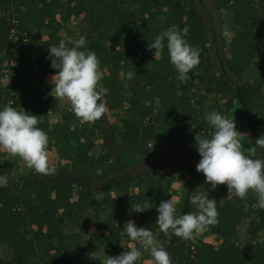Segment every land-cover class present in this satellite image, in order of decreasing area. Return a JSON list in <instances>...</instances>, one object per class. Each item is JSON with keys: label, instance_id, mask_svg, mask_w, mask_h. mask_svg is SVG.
<instances>
[{"label": "trees", "instance_id": "obj_1", "mask_svg": "<svg viewBox=\"0 0 264 264\" xmlns=\"http://www.w3.org/2000/svg\"><path fill=\"white\" fill-rule=\"evenodd\" d=\"M212 1L220 18L226 12L231 14L235 33L229 44L223 38L219 44L215 29L213 36L209 34L206 19L198 6L192 4L186 8L183 0H94L91 5L87 0H0V14L9 15L14 22L8 29L5 17L0 22V45L6 42L12 30H16L14 36H18V57L15 58L16 65L12 66L14 73L8 85V102L18 110L38 116L37 126L47 133L48 147L56 146L59 155L72 162L71 167L55 168V173L49 175L37 174L28 168L19 180L7 177L0 164V175L9 181L7 187H0V245L6 239L15 242L11 260L0 259V264H101L97 257L76 252L73 245L76 229L84 232L89 226L87 218L79 220L73 215L70 204L75 185L83 187L82 202L95 211L94 219L101 220L103 215L102 226L107 232L105 242L110 248V256L128 249L129 246H121L123 239L132 242L124 226L130 216H135L138 227L151 228L157 239L164 240L163 247L169 252L172 264H264V246L257 244L242 251L237 245L238 227L252 213L255 217L249 223V237L254 239L264 231V209L254 206L256 195L250 191L244 200L234 195L227 198V185L212 189L197 169L180 215L194 210L189 201L191 192L198 188L201 192L208 191L209 198L217 201V222L210 225L222 241L218 247L202 240H185L171 232H160L156 225L158 212L148 206V200L142 194L106 196L96 205L92 200L93 193H109L117 181L108 179L99 185L94 183L92 169L95 162L90 155L93 142L86 139L88 136L79 126L80 120L71 111L59 112L61 120L50 125L49 114L55 109L34 77L35 61L49 54L61 22L84 15L85 27L81 35L87 38L88 50L91 42L97 46L107 91L104 104L110 110L127 104V117L122 121L126 133L124 141L119 139L106 112L94 122V128L102 134L103 149L113 157L112 171L121 173L120 161L125 153L146 154L152 150L145 148L155 139L151 124L155 107L151 100H158L164 109L191 107L188 93L194 71L189 73L187 81L177 78V71L169 62L166 40L162 54L156 60L154 50L148 48L149 43L170 26H188L186 39L190 45L204 49L210 42L214 47L220 76L230 81V91L243 110L255 144L261 136V126H264V114L261 113L260 119L255 114L256 101L264 98V0ZM56 14L61 15V22L54 18ZM100 18L103 22L97 26ZM42 32L46 33L47 39L43 38ZM226 47L228 56L224 54ZM254 64L258 76L251 83L243 82L244 75ZM129 73H132L131 78ZM231 76L238 81L231 80ZM128 85L129 97L126 96ZM204 125L206 131H213L206 120ZM201 136L209 134L206 132ZM180 143L193 148L190 155L193 159H201L195 136L186 134ZM108 156L104 155L105 158ZM128 179L133 181L134 177ZM137 204L149 209L136 213Z\"/></svg>", "mask_w": 264, "mask_h": 264}, {"label": "rangeland", "instance_id": "obj_2", "mask_svg": "<svg viewBox=\"0 0 264 264\" xmlns=\"http://www.w3.org/2000/svg\"><path fill=\"white\" fill-rule=\"evenodd\" d=\"M94 0H87L91 5ZM184 6L189 8L192 4H196L202 14L204 15L209 34L213 36V29L217 33L219 44L221 38L226 40L229 44L235 33V25L233 24L230 12L224 13L221 18L216 10L212 0H183ZM1 13V10H0ZM5 17V27L8 29L13 26L9 15L0 14V22ZM54 18L61 22V15L56 14ZM84 15L73 16L68 22H61V26L55 34V39L52 46H58L59 42L63 39L65 41L71 39L76 40L81 35L85 23L83 22ZM103 18L97 22V26L102 24ZM16 30H12V34L7 38L6 42L0 45V108L5 105H11L8 102V85L11 83L13 77L12 66L16 65L15 58L18 57V47L16 45L18 36ZM227 33V35H225ZM43 38L47 39L46 33L42 32ZM218 44V45H219ZM207 43L204 49H200L199 65L193 70L194 79L189 84V97L191 99V107L179 109H164L161 108L158 100H151L155 110L151 117V124L153 125L152 132L155 135L153 141V148L146 154L129 152L123 155L120 161L123 171L118 173L112 171L113 157L108 156L107 151L103 149L102 134L94 128V122L81 123L82 131L88 136L90 142L94 146L90 151V155L94 157V169L92 174L95 176L94 183L99 185L103 181L111 179L117 181L116 187L109 193L95 192L92 195V200L97 203L106 196L119 197L125 193L129 194H142L148 201L147 204L151 209H156L161 201L168 200L171 195L178 198L177 200V215H180L183 202L187 191L189 190L195 176L196 166L200 159H193L190 155L193 151L191 146H184L180 143L186 134L203 135L211 131H206L204 125L205 115L212 111L220 112L227 118L236 121L237 129L243 134L240 137L242 151L245 155H250L249 149L254 145V137L250 134L246 118L241 106L233 93L230 91L231 83L226 79H222L219 73V61L215 54L214 47ZM71 46V45H69ZM195 47V46H194ZM90 51L94 52L99 58L97 46L94 42L90 44ZM50 54V53H49ZM45 54L39 61H35L34 77L45 93V97L51 100L54 106V112L49 114V121L52 124L61 120L59 112L71 111V107L67 102H62L60 98H55L52 93L51 77L56 72L51 67V62ZM224 54L229 55L227 47L224 49ZM50 71L46 73L45 71ZM102 79L98 83L99 90L103 102L106 101L105 84H104V71ZM258 76L257 66L252 65L242 81L251 83ZM231 80L238 81L235 77L231 76ZM126 96H130L129 85L126 86ZM264 93V91H263ZM264 98L256 101L255 114L258 119L261 113L264 114ZM56 107V108H55ZM127 104L124 107L110 110L106 107V113L110 124L114 127L119 139L124 141L126 137L123 128V119L127 117ZM86 125V126H85ZM203 129V130H202ZM260 134H264V126H261ZM107 155L108 158H105ZM49 165L54 168L63 166H72V162L68 159L61 157L58 153L57 147L49 148ZM253 158L264 159V149H258ZM180 159V160H178ZM0 164L9 178L21 179L25 174L28 167L26 163L19 156H12L6 151H0ZM134 177L133 181L128 178ZM84 196V189L82 186L75 185L73 190V198L70 206L73 208V215L75 218L88 219L89 226L83 231L76 229L74 235L75 240L73 245L76 252H81L87 256H94L101 260L106 255L110 256V248L105 242L107 232L104 231L102 226L103 215L101 220L94 219L95 211L88 209L82 202ZM255 217V213L243 220L238 227V240L237 245L242 251L260 244L264 246V231H260L254 239L248 235V227L250 221ZM135 216H130L127 220H135ZM202 240L208 244L218 247L221 244L219 236L213 233L211 225H207L204 229L194 234L193 238L188 240ZM163 246L164 240L158 239ZM15 242L11 239H6L3 245H0V259L11 260V250ZM135 247L133 242H128L126 239L122 240L121 246L126 247L129 245ZM12 264H26L20 262H13ZM137 264H152V257L150 251L143 249V255Z\"/></svg>", "mask_w": 264, "mask_h": 264}, {"label": "clouds", "instance_id": "obj_3", "mask_svg": "<svg viewBox=\"0 0 264 264\" xmlns=\"http://www.w3.org/2000/svg\"><path fill=\"white\" fill-rule=\"evenodd\" d=\"M188 33V26L180 28L172 25L148 45L149 50H154L156 60L161 56L164 42L167 41L169 62L175 67L177 78L182 82L190 78L189 73L200 62V49L188 43ZM86 43L84 35L76 40L62 39L58 46L49 48L47 59L56 70L51 77V94L67 102L81 123H92L104 116L106 106L101 99V90L98 89L103 76L100 62L96 54L87 49ZM128 75L131 78L132 73ZM28 113L11 105L0 108V151L19 156L37 174H54L56 169L49 165V137L37 126L38 116ZM204 118L213 131L207 137L195 135L197 151L201 157L196 166L197 171L204 174L206 183L212 189L227 185V198L234 195L244 200L250 191L253 192L257 198L254 206L264 209V159L253 158L258 149H264V134L248 150L250 155H245L240 142L243 134L237 129L235 120L216 111L207 113ZM49 123L51 125L53 121ZM145 148L152 149L153 144H146ZM8 183L7 177L0 175V187H7ZM177 200L176 196L171 195L170 199L161 201L157 206L156 225L160 232H171L187 240L207 225L217 222V201L209 198L208 191L201 192L198 188L191 192L189 201L194 210L183 215H177ZM147 209L137 204L134 212L143 213ZM124 231L129 240L140 247L130 244L126 251L117 256L106 255L101 264H137L143 255L141 249L150 251L152 264H172L169 252L151 228L138 227L135 220H129L125 223Z\"/></svg>", "mask_w": 264, "mask_h": 264}]
</instances>
